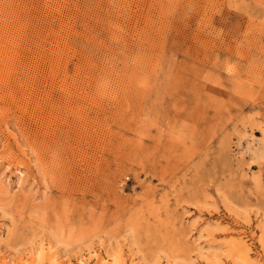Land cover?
Returning <instances> with one entry per match:
<instances>
[{
  "label": "rangeland",
  "instance_id": "obj_1",
  "mask_svg": "<svg viewBox=\"0 0 264 264\" xmlns=\"http://www.w3.org/2000/svg\"><path fill=\"white\" fill-rule=\"evenodd\" d=\"M0 264H264V0H0Z\"/></svg>",
  "mask_w": 264,
  "mask_h": 264
}]
</instances>
